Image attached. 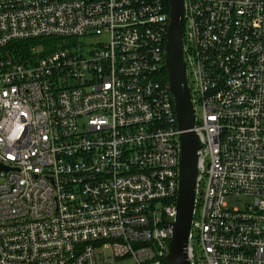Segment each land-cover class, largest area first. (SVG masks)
<instances>
[{
	"label": "built area",
	"instance_id": "1",
	"mask_svg": "<svg viewBox=\"0 0 264 264\" xmlns=\"http://www.w3.org/2000/svg\"><path fill=\"white\" fill-rule=\"evenodd\" d=\"M167 22V0H0V48L60 40L0 52V264L165 263ZM182 58L198 140L186 258L264 264V0H182Z\"/></svg>",
	"mask_w": 264,
	"mask_h": 264
},
{
	"label": "water",
	"instance_id": "2",
	"mask_svg": "<svg viewBox=\"0 0 264 264\" xmlns=\"http://www.w3.org/2000/svg\"><path fill=\"white\" fill-rule=\"evenodd\" d=\"M167 4L164 67L166 86L172 96L179 130V158L175 214L171 222L165 264H189L186 258V246L193 206L198 140L192 131L193 112L182 58V0H167Z\"/></svg>",
	"mask_w": 264,
	"mask_h": 264
},
{
	"label": "trees",
	"instance_id": "3",
	"mask_svg": "<svg viewBox=\"0 0 264 264\" xmlns=\"http://www.w3.org/2000/svg\"><path fill=\"white\" fill-rule=\"evenodd\" d=\"M38 39L39 40H45L46 39L44 41V45H39L38 43L41 42V41H39V42H36V44H38L39 46H36V44H34V41L38 40ZM47 40H50V41H47ZM57 43H60V40L55 39V38L20 39V40H14V41L6 44L2 48H0V52L3 54L5 51L11 55L28 57V56H32L30 54V51L33 48L36 50L35 54L41 55V54H44V53L52 50L53 48H56ZM163 264H165V263L163 262Z\"/></svg>",
	"mask_w": 264,
	"mask_h": 264
},
{
	"label": "rangeland",
	"instance_id": "4",
	"mask_svg": "<svg viewBox=\"0 0 264 264\" xmlns=\"http://www.w3.org/2000/svg\"><path fill=\"white\" fill-rule=\"evenodd\" d=\"M46 40V39H45ZM45 40H35L34 41V44H36V42H39V41H41V42H39L38 44L39 45H44V41ZM51 40V39H50ZM50 40H47V41H50ZM53 40V39H52ZM82 43L83 44H85V45H88V44H96V43H98L99 41H100V38L98 37V36H89V37H85V38H83L82 40ZM38 44H36V46H39ZM33 49V48H32ZM7 51V50H6ZM5 52V51H4ZM228 201H230V200H228Z\"/></svg>",
	"mask_w": 264,
	"mask_h": 264
}]
</instances>
